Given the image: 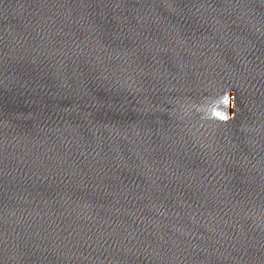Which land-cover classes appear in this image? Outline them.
I'll return each mask as SVG.
<instances>
[{"label":"clouds","instance_id":"obj_1","mask_svg":"<svg viewBox=\"0 0 264 264\" xmlns=\"http://www.w3.org/2000/svg\"><path fill=\"white\" fill-rule=\"evenodd\" d=\"M230 98L227 92L214 101V106L211 108V119L227 122L231 117L227 111Z\"/></svg>","mask_w":264,"mask_h":264}]
</instances>
